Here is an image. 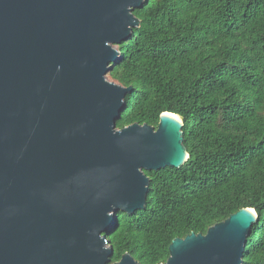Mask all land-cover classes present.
Instances as JSON below:
<instances>
[{
	"label": "water",
	"instance_id": "95a60500",
	"mask_svg": "<svg viewBox=\"0 0 264 264\" xmlns=\"http://www.w3.org/2000/svg\"><path fill=\"white\" fill-rule=\"evenodd\" d=\"M144 2L0 0V264H140L112 263L108 233L145 207L146 170L190 157L177 113L117 127L133 87L108 73ZM257 219L175 238L161 264H243Z\"/></svg>",
	"mask_w": 264,
	"mask_h": 264
},
{
	"label": "trees",
	"instance_id": "16d2710c",
	"mask_svg": "<svg viewBox=\"0 0 264 264\" xmlns=\"http://www.w3.org/2000/svg\"><path fill=\"white\" fill-rule=\"evenodd\" d=\"M134 14L108 73L133 87L117 127L177 113L190 157L145 171V207L108 233L112 263H165L175 238L254 208L243 264H264V0H145Z\"/></svg>",
	"mask_w": 264,
	"mask_h": 264
},
{
	"label": "bare ground",
	"instance_id": "6f19581e",
	"mask_svg": "<svg viewBox=\"0 0 264 264\" xmlns=\"http://www.w3.org/2000/svg\"><path fill=\"white\" fill-rule=\"evenodd\" d=\"M170 116H172L174 119L181 121L180 117H178L177 115H170Z\"/></svg>",
	"mask_w": 264,
	"mask_h": 264
},
{
	"label": "rangeland",
	"instance_id": "374dc122",
	"mask_svg": "<svg viewBox=\"0 0 264 264\" xmlns=\"http://www.w3.org/2000/svg\"><path fill=\"white\" fill-rule=\"evenodd\" d=\"M108 79H109V80H112L109 76H108Z\"/></svg>",
	"mask_w": 264,
	"mask_h": 264
}]
</instances>
